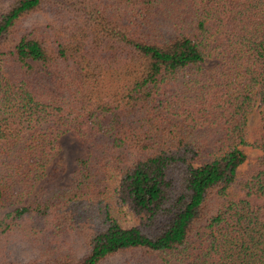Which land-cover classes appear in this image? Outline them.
I'll return each instance as SVG.
<instances>
[{
    "label": "trees",
    "instance_id": "16d2710c",
    "mask_svg": "<svg viewBox=\"0 0 264 264\" xmlns=\"http://www.w3.org/2000/svg\"><path fill=\"white\" fill-rule=\"evenodd\" d=\"M0 264H264V0H0Z\"/></svg>",
    "mask_w": 264,
    "mask_h": 264
},
{
    "label": "rangeland",
    "instance_id": "374dc122",
    "mask_svg": "<svg viewBox=\"0 0 264 264\" xmlns=\"http://www.w3.org/2000/svg\"><path fill=\"white\" fill-rule=\"evenodd\" d=\"M30 64L34 67L39 66L38 61L29 60ZM216 63L215 59L206 58L204 66H212ZM257 120V111H253L248 116V126L250 129L253 128ZM59 151L57 155L48 163L46 167V175L40 180V182L32 189L30 194H28L24 200L27 202L34 200L48 184H56L58 186H69L73 179V172L76 170L75 160L77 158H85L88 155L87 147L79 140V138L71 133L65 132L59 138ZM243 151L246 154L245 161L238 167V173L243 174L248 168L249 164L253 163L261 154L260 150L246 144L241 146ZM57 159H61L64 170L57 176H50V172L54 166V163ZM135 224L133 218L128 216L123 220V225L126 227L132 226Z\"/></svg>",
    "mask_w": 264,
    "mask_h": 264
}]
</instances>
